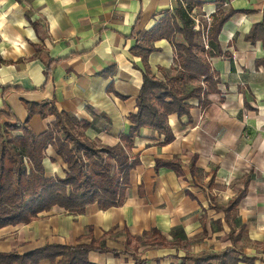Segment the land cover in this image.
I'll use <instances>...</instances> for the list:
<instances>
[{"label": "crops", "instance_id": "obj_1", "mask_svg": "<svg viewBox=\"0 0 264 264\" xmlns=\"http://www.w3.org/2000/svg\"><path fill=\"white\" fill-rule=\"evenodd\" d=\"M181 1L0 0V110L5 102L39 135L54 117L28 116L26 103H53L88 123L89 140L116 145L128 134L142 84L143 63L131 51ZM195 2L191 12L199 18H211L218 8L235 11L218 35L219 54L208 58L216 92L188 100L187 116L168 117L169 144L161 145L163 136L149 128L139 130L131 150L137 163L120 206L91 204L77 215L52 208L29 224L1 228L0 253L93 243L103 250L88 252L90 264H192L202 253L228 249L238 252L232 264H264V64H258L264 49L245 40L262 18L264 0ZM173 40L184 43L180 33ZM153 45L147 65L164 81L176 73L175 50L166 39ZM199 84L205 88L202 79L187 82ZM174 159L179 175L155 168L156 160ZM43 167L46 178L65 175L51 146ZM246 181L244 197L226 218L220 208Z\"/></svg>", "mask_w": 264, "mask_h": 264}, {"label": "trees", "instance_id": "obj_2", "mask_svg": "<svg viewBox=\"0 0 264 264\" xmlns=\"http://www.w3.org/2000/svg\"><path fill=\"white\" fill-rule=\"evenodd\" d=\"M186 7L176 2L172 15L164 16L149 30L132 49L143 63L142 84L136 98V112L129 115L127 135L120 137L114 146H104L89 140L84 132L88 123L78 121L65 111H59L53 103L27 104L28 116L39 114L41 118L53 116L54 121L39 135L33 133L28 121L20 122L3 102L0 110V229L7 226L29 224L42 213L60 208L70 214H82L88 205L96 204L106 210L123 203L128 174L137 163L131 154L134 139L141 128H149L163 136L161 145L169 144L174 135L168 117L187 116L191 98L216 92V81L210 71L208 58L219 54L218 35L223 24L235 13L234 10L218 8L211 17L207 29L208 50L199 42L200 33L193 29L194 21L189 15L199 6L195 0H184ZM180 33L184 43L173 40ZM166 39L175 50L174 76L157 80L150 73L147 56L154 52V43ZM245 40L251 44L260 42L264 49V10L261 20L252 25ZM1 62V61H0ZM264 64V57L258 61ZM202 79L205 88L188 87L187 82ZM9 88H3V93ZM51 146L65 165L64 177L46 178L43 167L45 151ZM194 158L190 172L195 176ZM168 167L177 175L180 165L177 159L155 161V168ZM213 179L210 178L208 187ZM244 188L220 209L229 218L246 193ZM158 235V233H153ZM159 241L164 239L158 235ZM235 240V239H234ZM95 244L76 246L45 245L25 254L0 253V264H39L47 260L51 264H90L87 254L102 251ZM238 252L228 249L220 254L202 253L192 258V264H208L215 260L220 264L235 263ZM251 262L249 259L242 258Z\"/></svg>", "mask_w": 264, "mask_h": 264}, {"label": "built area", "instance_id": "obj_3", "mask_svg": "<svg viewBox=\"0 0 264 264\" xmlns=\"http://www.w3.org/2000/svg\"><path fill=\"white\" fill-rule=\"evenodd\" d=\"M181 4L183 5V8L186 7V4L183 1H181ZM190 16H191V18L194 21L193 29L200 33V37H201L203 48L205 50H208L207 29H208V26H209V24L211 22V18L209 16H203L201 18L195 17L193 15V12L190 13Z\"/></svg>", "mask_w": 264, "mask_h": 264}]
</instances>
